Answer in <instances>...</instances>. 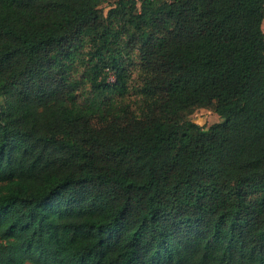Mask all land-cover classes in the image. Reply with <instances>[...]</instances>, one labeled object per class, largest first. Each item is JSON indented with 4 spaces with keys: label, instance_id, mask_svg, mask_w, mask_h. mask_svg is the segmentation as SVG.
<instances>
[{
    "label": "trees",
    "instance_id": "obj_1",
    "mask_svg": "<svg viewBox=\"0 0 264 264\" xmlns=\"http://www.w3.org/2000/svg\"><path fill=\"white\" fill-rule=\"evenodd\" d=\"M263 21L0 0V264H264Z\"/></svg>",
    "mask_w": 264,
    "mask_h": 264
},
{
    "label": "rangeland",
    "instance_id": "obj_2",
    "mask_svg": "<svg viewBox=\"0 0 264 264\" xmlns=\"http://www.w3.org/2000/svg\"><path fill=\"white\" fill-rule=\"evenodd\" d=\"M104 12L107 11L106 6H102ZM262 31L264 33V21L262 24ZM137 76V75H136ZM189 120L199 125L203 129H208L211 125L221 122L218 115L209 108H197L189 116Z\"/></svg>",
    "mask_w": 264,
    "mask_h": 264
}]
</instances>
